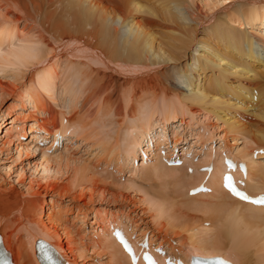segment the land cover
Returning <instances> with one entry per match:
<instances>
[{"label": "bare ground", "instance_id": "6f19581e", "mask_svg": "<svg viewBox=\"0 0 264 264\" xmlns=\"http://www.w3.org/2000/svg\"><path fill=\"white\" fill-rule=\"evenodd\" d=\"M42 1V8L51 7L53 9L61 5L56 17L52 12L49 14L46 20L48 31L45 30L48 34H52L50 38L57 49H51L49 47L50 43L45 38L37 39L34 35H30V33L18 28L12 20L4 19L0 23V72L6 69L10 70L12 76L10 79L7 77V79L10 82H16L13 81L14 77L17 78L23 75L26 70L34 69L35 71L36 69V72L33 74V76L35 75L32 80L33 82L31 84L29 83L30 85L22 88L21 86L12 84V92L15 95L17 94V99L12 107L6 110V117H10V127L6 130H0V136L3 131V135L0 138L2 139L4 136L5 139L2 143L0 142V152L3 148L10 149L12 147L11 144L14 142L12 139V136H14L13 132L19 129L15 138L16 142L18 141L17 136L23 138L27 134L26 128L24 130V125L25 127L27 126L25 124L26 122L21 121V125L17 124V126L16 122L22 118L28 119L22 112L28 111L34 115L29 122L32 125L28 128L30 131L29 134H32V141L34 144L38 142L44 145V148H39L33 144L34 151L41 150L52 154V156L42 157L40 161L35 163L33 168L22 170L20 174L15 176H9L10 188L12 187V190L4 195H0V233L2 235V248L8 252L11 264H37L35 242L38 239H42L48 245L53 246L56 253L63 260V263L87 264L84 253L90 251L89 244L84 249V246L80 245L81 242L74 238L76 235L73 236L71 230L62 227L60 224L58 225L54 222L56 220L53 219L52 215L45 213L44 207L39 205L37 198L46 191H50V194H54L53 191L56 189L61 192L62 188L58 184V175L61 173L68 175L70 167H74L75 177L85 178L86 175H90L92 178L98 177L91 170L92 166H90L89 160H86L89 162L87 163L79 158L52 153L54 152L53 145L58 143L59 139H61L60 137L69 131L66 129H68L71 123L63 114H58V120L57 118L53 119L52 111L50 112L48 106V102L55 103L58 101V98L56 99L55 97L57 87H69V85L67 87L69 80H66V76L61 78L62 81L59 78L61 72L58 70L57 73V68L60 64L58 65V63L54 62L58 54V52L55 54V51L58 50L61 53H67L71 57L81 56L82 58L93 60L98 64H103L101 66L119 74H125L124 72H126L130 75L135 73V75L139 76H148L155 69L167 67L165 71H163L164 69L160 71V77L164 78L166 76L165 73H167L171 81L175 78H177L176 80H180L186 90V92L179 91L175 89L174 85L171 86V89L165 90L168 95L169 93L174 95L178 102L176 104L175 102L171 103L173 104L172 108H169L168 104L167 108L165 107L166 105L163 106L165 108H160L159 116L162 118L164 124L167 122L173 123L178 121V118L183 119L184 115L180 114L179 110L182 108L185 110L186 108L184 106L186 107L192 102L199 103V106L204 109L208 107V104L217 106L221 103V98L218 99L210 96L209 92H207L208 89L206 90L201 85L193 89L192 92L189 91L191 90L192 84L202 77L201 75H203L205 70L216 69L219 72L222 69V65L230 61L233 62L234 64L232 63L230 68L225 65L224 73H218L219 79L216 80V85L222 91L225 89L226 82L235 84L233 81L230 82L232 77L241 79V82L246 83L248 86L243 87L240 84L232 91L238 99L241 98L243 92L249 93L250 90L255 91L258 88H264V71H259L252 67L253 65L250 66L251 64H249L259 59L258 54L260 51L258 50L257 44L262 45L264 53V0H259V3H253L255 5L249 6L248 9L238 14H233L234 16L231 14L232 17L230 16L233 19V23L230 24L240 28L248 26L251 34L255 33V36L247 37L243 33L239 34L236 32L233 27L226 26L225 24L220 25V23L215 22L216 24L210 27L207 35L201 39H197L196 31H193L194 29L189 31L186 27L185 22L188 18L182 14V0ZM228 1L230 0H202V5L205 10L212 12L219 4H224ZM156 4L161 12H156L153 9V6ZM157 13H161L164 20L173 22L176 27L170 33L167 28L168 32H165V35L167 34L165 38L162 37V31L160 32L159 29L153 27L154 24L149 19L150 17L147 19L148 15L153 18L158 17ZM138 15H144V18L138 20L136 19ZM115 20L119 21L118 26ZM149 24H151V27ZM199 24L202 25L203 23L200 22ZM258 26L261 27L258 31H255ZM121 27L126 29L124 35L120 33ZM261 38L263 40H260ZM168 40H171L173 45H170L171 43ZM220 43L224 44L222 46L224 48L219 47ZM52 50L55 56L52 54ZM231 50L235 55L238 53L243 58H249L250 62H237L229 59L232 57ZM188 52L190 54L187 56V59L189 60L190 58L191 62L186 63L182 69L176 70L174 64L173 66L171 64L180 62L182 57H186ZM68 64L72 65L69 62ZM40 66L42 68L39 71ZM233 69H235V72L232 71ZM238 72L241 75H238ZM80 77L81 79L84 78V80L87 79L85 73H81ZM161 82L163 83V81ZM254 82L257 87H253ZM137 83L139 84L133 89V94L138 91L140 92L142 88L150 90L156 86L154 80L150 77L140 78L137 80ZM166 86L168 85L166 84ZM259 91L261 92L260 94L257 91L255 92L257 96H251L248 107L242 100L236 106H238L239 111L244 113L249 112L264 122L263 89ZM170 98L172 97L170 96ZM185 99L187 104H185ZM253 100H255V103ZM1 103L3 101H0ZM149 106H153L151 107L153 109L149 107L150 116L148 120L141 124L138 121L130 125L131 130H134L139 123L141 134L138 137L143 139H146L148 136L149 139L151 138L153 124H150V121L151 117H154L156 114H154L156 112L154 111V104H150ZM228 106H231V104L228 103ZM220 120L222 119L220 118ZM2 123L4 124V122ZM222 123L226 134L231 136V142H234L233 147L241 144L237 150L234 148L219 155L221 163L223 161L224 165H221L217 161H212L211 157L207 160L204 158L201 160L204 162L202 164L204 167H201L199 163L200 165H198L195 172L187 174L181 167L184 165L183 157H180L182 154L177 155V158H172L174 163L168 166L169 168L164 164L163 156L159 157L158 154L160 151L153 155L154 162L151 164L146 163L151 161L150 153L152 151L150 147L147 155L144 156V162L141 161L140 166L138 164V167L134 171L128 172L129 174H136L138 172L137 177L139 179L140 177L142 179L144 178L145 180H150L152 177L164 179V181L169 177L173 179L172 184L176 186L175 198L169 197L170 195L167 197L166 194L161 195L159 193H157L159 195L149 198L143 193L146 197L144 195L139 197L138 203H140L139 206L146 207L145 209L149 210L150 214H152L153 225L160 227L162 232L165 231L166 234L173 233L176 235H178V232H186L184 234H188L187 245L176 247L174 244H167V249H165L162 246L163 244L159 245L149 242L150 234L147 233L144 235L146 229L141 230L140 235L142 236L136 239L135 237L139 234L138 232L132 234L129 228H126L125 224L123 225L122 219L119 220L112 217L114 220L108 219L107 222L101 225V230L96 233L99 239L97 238V242L93 245L94 247L96 245L103 246L102 249H106L107 255H109L106 260L107 264H145L144 260H142L143 253L145 252L150 253L158 261V264H190L192 257H219L228 261L230 264H264V205L260 204L261 206H257V204L249 203L252 195H264V164L263 162L254 160L256 158L252 157L256 149L259 150L258 152L264 153V133L251 130L252 128L246 125L241 129L238 122L232 120L228 115H225ZM156 125H159V123L155 122L154 126ZM135 129L138 130V128ZM48 130L52 131L50 132ZM46 132L49 134H46ZM52 133L54 135V142L50 147H45L47 145L45 140L48 136H52ZM36 134H38V137ZM160 134L161 132L157 133L158 138ZM254 147L256 149L253 150ZM141 148V141L137 137H132L127 149L124 151V160L126 161L124 164H126L127 168L135 165V160L139 156L140 151H144ZM26 149L27 151H25ZM173 149L175 150V148ZM15 152L18 158L22 153L33 154L30 147L19 146V150L17 149ZM121 160L118 161L117 166L122 162ZM169 160L170 158L165 160V162L169 164ZM176 160L181 162L180 166L175 164ZM227 160H230L233 165L231 166L234 169L232 175L237 186L246 193L249 199L242 200V198L235 197L223 187L224 174L230 172L231 169V167L226 165ZM210 164H212L211 171L208 170L205 173L204 171L207 170L205 166ZM241 164L244 165V170H240ZM109 180L105 178L103 182H108ZM204 182V190L200 194L191 196L188 193L190 189L196 188ZM127 189L134 191L133 189L125 187V191ZM71 190L78 191L82 199H86L88 195L94 200L98 196L96 195L98 192V186L96 185L85 192L84 184L77 182L76 184H72ZM105 190L103 192L107 193L108 191ZM136 191L138 190L136 189ZM184 191H186L185 194L183 193ZM186 194L187 196H185ZM26 197H35L37 199L31 198L26 200ZM175 200H180L179 202L183 200L185 202L178 206L180 203ZM93 203L95 202L91 201V204ZM46 205L50 210L52 203L50 202V204ZM189 212L204 214L202 218H199V223L194 227L192 225L197 223V221L185 218L184 216ZM13 214L20 215V220L22 219L19 224L20 226H8L5 223V220L7 221ZM36 216L39 220H35L38 224L35 223L34 225L35 221L33 222L32 220L36 219ZM29 220L32 221L30 224L28 222ZM165 221H167V224H165ZM110 225H112L110 227L111 231L108 230V226ZM20 227L24 228V233L26 232L24 235L25 243L22 246L18 245V239L20 238L17 237ZM121 235L125 237L128 244L132 247L133 254L131 257L125 252L122 245L118 243V237ZM92 240L94 241V239ZM157 249H160L163 253H158ZM91 250L93 249L91 248ZM94 251L89 253H94Z\"/></svg>", "mask_w": 264, "mask_h": 264}, {"label": "rangeland", "instance_id": "374dc122", "mask_svg": "<svg viewBox=\"0 0 264 264\" xmlns=\"http://www.w3.org/2000/svg\"><path fill=\"white\" fill-rule=\"evenodd\" d=\"M182 1V14L184 16H187L188 18V20H186L185 22L186 27L189 31L193 29V31H196L197 39H201L202 37L206 36L210 27L214 26L216 23L233 27L235 28L236 32H238L239 34L243 33L247 35V37L256 35L255 33L251 34L248 26H243L240 28L237 26L234 27V25L230 23H233V19L231 18L233 14L235 15L245 9H248L249 6L259 3V0H230L224 4H219L218 7L214 8V11L212 12H209L208 10H205L203 8L202 0ZM42 5V0H0V23L4 19H9L10 21L12 20V22L16 23V26L18 28L24 30L27 33H30V35H34L37 39L45 38L46 41L50 43L49 47L51 49H57L55 44H53V42L51 41L50 37H52V34H48V32H46L45 30L48 29L46 20L48 19L49 14L52 12V14L56 17L57 11L59 10L61 5L53 9L51 7L42 8ZM154 6L153 9L156 12H161L159 11V7L157 4ZM157 16L158 17L153 18L148 15L147 19L148 17H150L149 19H151L154 24L153 27L159 29L160 32L162 31V37L165 38L167 37V34L165 35V32H168L167 28L169 29L170 33V31H172V29L174 30L176 27L173 22L164 20L161 13H157ZM143 18L144 15H138L136 17V19L138 20H141ZM200 22H202L203 24L200 25ZM115 23L117 24V26L119 25V21L115 20ZM149 26L151 27V24H149ZM260 27L261 26H258L255 31H258ZM120 29L121 35H124L126 33V29H124L123 27H121ZM260 40L263 39L261 38ZM168 41H170V45H173L171 40ZM223 45V43H220L219 47L224 48L222 47ZM257 47L260 51L258 54L259 59H257L258 61L251 62L249 64H251L250 66L253 65L252 67L256 68L259 71H264L263 47L261 44H257ZM59 52L60 51L58 50L55 51V54H57V59L54 61L58 63V65L60 64L57 68V73L58 70L59 72H61L59 74L60 79L66 76V80H69L67 87L69 85L70 88L68 87V89L57 87L55 90V97L56 99L58 98V101H56L55 103L48 102V106L50 112L52 111L51 114L53 119L57 118L58 120V114H63L67 119L70 120L71 123L68 129H66L67 131H69L65 135H62L63 137H60L61 139H59L58 143L53 145L54 152H50L71 156L72 158H79L82 161L89 160L90 166H92L91 170L95 173V175L97 174L96 176L98 177L92 178V176L90 175H86L85 178H80L79 176L75 177V172L73 169L74 167H70V171L68 170V175L65 173H61L60 175H58V184L61 186L62 191L59 192V190L56 189L55 191H53L54 194H50V191L44 192L45 194L42 193L40 197H37L39 205L44 207L45 213H49L53 216V219L56 220L54 222H56L58 225L60 224L62 227L71 230L73 236L76 235L74 236V238L81 242L80 245L84 246V249H86V245L89 244L90 247H88L90 251H88V253L95 250L94 253H84V258L86 256L87 264H107L106 260L107 256L109 255H107L106 249H102L103 246L96 245L94 247L93 245H95V242H97L96 240L99 239L96 233L101 230V225L104 222H107L108 219H122L121 221H123V225L125 224L126 228H129V231L132 234H134L135 232L139 233L135 237L136 239L142 236L140 235V231L146 229L144 235H146L147 233L150 234V237L148 236L149 242L157 243L159 245L163 244L162 246L165 247V249H167V244H174V246L176 247H180V245H187L186 243L188 240V234L185 235L186 232H178V235L173 233L166 234L165 231L162 232L160 230V227H156V225H153V220L151 218L152 214H150L149 210L145 209L146 207L139 206L140 203H138V198L142 197V195L144 194H146V196L149 198H153L159 194H166L167 197L170 195L169 197L175 198L176 196L174 195L176 194V186L175 184H172L173 179L169 177L168 179H166L167 181H164V179L158 178V180L156 177H154L156 179L152 177L154 180L152 178H150V180H145L144 178L142 179L140 177L139 179L137 177L138 172H136L137 175L129 174L128 172L134 171L135 168L138 167V164L140 166L141 161L144 162V156L147 155V151L150 147L152 151V153H150L151 161L146 163L151 164L152 162H154L155 160L153 155L160 151L158 155L159 157L163 156V162L168 167L171 164H167L165 160L170 158V160L173 161L172 158H177V155L182 154L180 157H183L184 165H182L181 167L187 174H192L193 172H195V170H197L198 168V165L200 164L201 167H204L202 166L204 162L201 161L204 158L207 160L211 157L212 161H217L221 165H224L223 161L221 163V158L219 157V155L234 148L235 150H237V148L241 146V144H238L233 147L234 142H231V136L229 134H226L224 125L222 123V121L225 119V115L231 117L232 120H236L241 129H243L246 125L249 128L251 127V130H256L258 132L261 131L264 133L263 121L259 120L249 112L244 113L239 111L238 106H236V104H240L239 102L240 100H242L248 107L251 96H257V93H255L256 91L258 92V94H260V89H263L262 93L264 95V88H258L259 90L256 88L257 90H250L249 93L243 92V94H241V98L238 99L232 91L240 84L243 85V87H247L248 85L246 83H242L241 79L232 77L230 79V82L233 81L235 84H229L228 82H226L225 89L220 91L216 85V80L219 79L218 73L225 72V65L230 68L233 63L230 61L229 63L222 65V69L219 72H217L216 69L205 70L203 75H201L202 77L194 82L192 84V87L190 88L191 90H189L192 92L193 89H196L197 86L201 85L203 88H206V90L208 89L207 92H209L210 96L218 99L221 98L222 100H220V104H218L217 106L208 104V107L204 109L199 106V103L192 102L186 107L184 106V108H186L185 110L183 108L179 110L180 114L184 115L183 119L178 118V121L176 122H167L166 124H164L162 122V118L159 116V109L165 107L167 108L168 105L169 108H172L173 104L171 103L175 102L176 104L178 102V100L171 93H169V95L172 97L170 98L168 93H166V89H171V86L174 85L175 89L186 92L184 85L181 84L180 80H176L177 78L171 81L167 73H165L166 76L164 78L160 77V71L163 69V71H165V68L167 69V67H160V69H155L156 71L153 70L149 73L148 76H139L135 75V73H133V75H130L126 72H124L125 74H119L117 72L109 70L104 66H101L103 64H98L93 60L82 58L81 56L71 57V55H67V53L64 54ZM52 54L55 56L54 52ZM189 54L190 53L188 52L186 54V57H182L180 62L176 64L172 63L171 65L173 66L174 64L176 70L182 69L186 65V63L191 62L190 58L189 60L187 59V56H189ZM231 54L232 57H230L229 59H233L237 62H250L249 58H243L238 53L237 55H235L232 50ZM68 62L72 65L68 64ZM41 68L42 67L40 66L39 71L41 70ZM232 71L235 72V69H233ZM1 72L0 101H3V103L0 104V125H2L0 127V130H6L10 127V117H6V110L9 107H12L17 99V94L15 95L12 92V84L21 86L22 88L26 85H30L33 82L32 80L35 76H33V74L36 72V69L35 71L34 69L26 70L23 75L17 78L14 77L13 81L16 82H10L8 80L12 76L10 74V70L6 69L5 71ZM81 73H85V76L87 77L86 80H84V78L81 79ZM237 74L241 75L240 72H238ZM149 77L154 80L156 86L150 90L142 88L140 92L138 91L137 93L133 94V89H135L139 84L137 83V80L140 78ZM161 81H163V83ZM166 84L169 87L166 86ZM255 86L257 87L254 82L253 87ZM164 91L165 93H163ZM165 94H167L168 96ZM182 98L184 99V97ZM253 102L255 103V100H253ZM228 103H230L231 106H228ZM150 104H154V111H156L154 112V114L156 113L155 116L151 117L150 121V124H153L150 135L151 138L149 139V136L146 139L139 138L138 136L141 134L139 123L141 124L148 120V117L150 116V108L153 107L149 106ZM185 104H187L186 99ZM22 112L28 117V119L22 118L21 120H18L16 122V126L17 124L21 125L23 121L26 122L25 124L27 126L25 127L24 125V130L26 128L27 134L23 136V138L17 136L18 141L16 142L15 138L17 133L19 132V129L17 130L18 132H13L14 136H12V139L14 140V142L11 144L12 147H10V149L3 148L0 152V195H4L12 190V187L10 188L11 183L9 181V176L12 177L20 174L22 170L33 168L35 166V163L40 161L42 157L44 158L47 156H52V154L46 153L41 150H36V152L34 151L32 134H29L30 131L28 130V128L32 125L29 124V122L34 115L29 113L28 111ZM135 118L138 119L136 120ZM220 118L222 120H220ZM138 121L140 122L138 123L137 127H135L138 128V130H136L135 128L134 130H131L130 125ZM2 122H4V124ZM155 122L159 123V125L154 126ZM48 131L51 132L52 130ZM158 132H161L159 138L157 137ZM53 133L52 136H48V138L45 140L47 142V145L45 147H50L54 142ZM46 134L49 133L46 132ZM2 135L3 131L1 136ZM37 135L38 134H36V136ZM132 137H137L139 141H141V149L146 152L140 151L139 156L135 160V165H131L130 168H127L126 164H124V162L126 163V161L124 160V151L127 149L128 143L131 141ZM2 141H5L4 136L2 137L0 142L2 143ZM107 144L109 145L107 146ZM19 146L30 147L33 151V154L22 153V155L18 158V155L15 151L17 149L19 150ZM34 146L44 148V145L38 142H35ZM173 148H175V150ZM254 149L256 148L254 147L253 150ZM25 151H27V149ZM254 151H256L252 156L256 158L254 160L263 162L264 164V153L258 152V149ZM185 154L187 155L184 157ZM120 159H122V162H120L119 166H117ZM86 162L89 163L88 161ZM136 162L138 163L136 164ZM180 165L181 164H178L177 166ZM210 166H212V164L205 167ZM9 169L10 171H8ZM204 172L207 173L208 170H205ZM105 178H107V180H110L108 182L106 181L107 183L103 182ZM24 180H26V178H24ZM77 182H81L82 184H84L85 192L89 189H92L94 185L98 186V192L96 194L98 196H96L94 200L88 195L86 199L80 198L78 191L71 190L72 184H76ZM115 183H117V185H115ZM131 185L134 187L132 188ZM204 186L205 182L196 188L199 189V187H202V190H204ZM125 187L133 189L134 191L128 189L125 191ZM196 188L190 189L188 193L191 194V196L200 194L202 192L201 188L197 190L196 193L190 192L191 190H195ZM136 189L138 191H136ZM103 190L108 192H103ZM137 192L140 196L137 195ZM185 192L186 191H184L183 193L185 194ZM185 196H187V194ZM31 198L37 199L35 197H26V200ZM91 201H94L95 203L91 204ZM175 201L179 202L180 200ZM50 202L52 203V205L49 210L46 204H50ZM183 202L185 201L181 200L178 206H180ZM187 215H184L185 218L197 221V223L192 225V227L199 223L200 217L202 218L204 216V214L202 215L193 212H189L187 213ZM19 216L20 215L13 214L7 221L5 220V223L8 224V226H17L22 220H20ZM35 220H39L38 217L32 221L34 222ZM32 221L29 220V224ZM35 223L38 224L37 221L34 222V225ZM165 224H167V221H165ZM110 227H112V225L108 226V230L111 231ZM25 233L23 227H20L18 229L17 237L20 238L18 239V245L20 246L25 243ZM92 239H94V241ZM91 248L93 250H91ZM98 253L100 254L98 255ZM100 255H102L103 257Z\"/></svg>", "mask_w": 264, "mask_h": 264}, {"label": "snow or ice", "instance_id": "6c2138e0", "mask_svg": "<svg viewBox=\"0 0 264 264\" xmlns=\"http://www.w3.org/2000/svg\"><path fill=\"white\" fill-rule=\"evenodd\" d=\"M233 191H235L234 189H233ZM243 198H245V199H249L248 197H243ZM253 202H257V203H260V204H262V205H264V196H261V197H259V198H257L256 200H254Z\"/></svg>", "mask_w": 264, "mask_h": 264}]
</instances>
